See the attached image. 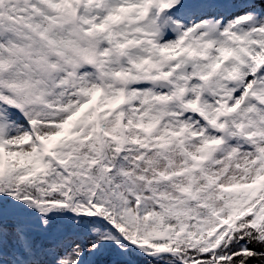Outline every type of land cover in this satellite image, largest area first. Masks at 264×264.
Masks as SVG:
<instances>
[{"label":"snow or ice","instance_id":"1","mask_svg":"<svg viewBox=\"0 0 264 264\" xmlns=\"http://www.w3.org/2000/svg\"><path fill=\"white\" fill-rule=\"evenodd\" d=\"M0 264H264V0H0Z\"/></svg>","mask_w":264,"mask_h":264}]
</instances>
